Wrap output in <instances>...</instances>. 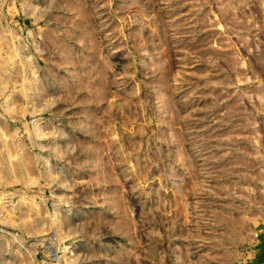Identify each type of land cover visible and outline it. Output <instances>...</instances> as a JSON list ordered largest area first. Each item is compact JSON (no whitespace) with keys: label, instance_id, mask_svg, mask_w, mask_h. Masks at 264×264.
Here are the masks:
<instances>
[{"label":"rangeland","instance_id":"obj_1","mask_svg":"<svg viewBox=\"0 0 264 264\" xmlns=\"http://www.w3.org/2000/svg\"><path fill=\"white\" fill-rule=\"evenodd\" d=\"M0 42V264H264V0H0Z\"/></svg>","mask_w":264,"mask_h":264},{"label":"bare ground","instance_id":"obj_2","mask_svg":"<svg viewBox=\"0 0 264 264\" xmlns=\"http://www.w3.org/2000/svg\"><path fill=\"white\" fill-rule=\"evenodd\" d=\"M1 43V42H0ZM12 44V43H11ZM6 46V45H5ZM12 48V47H11ZM18 50V49H17ZM5 52V51H4ZM19 52V51H18ZM17 52V53H18ZM8 54H11V53H8ZM7 54V55H8ZM16 55H19V54H16ZM10 58H11V56H9ZM17 57V56H16ZM21 59L19 58V61H20ZM13 65V62H11L10 60H9V58L7 57H0V81L1 82H3L4 84L6 83V81L8 80L7 79V74H9V72H10V68H11V66ZM3 84V85H4ZM7 84V83H6ZM5 86V85H4ZM7 87V86H6ZM3 89H4V87H3ZM7 89V88H6ZM22 147V146H21ZM20 149V148H19ZM23 150L21 151L22 152V157L24 158V159H26L27 161H30V156H29V154L27 153V152H25L24 151V147L22 148ZM21 155V154H20ZM22 159V158H21ZM26 164H28V163H26ZM25 166H27V165H25ZM30 168H32V166L30 165ZM26 169H27V167H26ZM28 169H29V167H28ZM33 170V169H32ZM28 172V171H27ZM26 172V174L25 175H27V174H30V173H27ZM32 176V175H31ZM28 177H30V175H28ZM3 179H4V177H3ZM31 179V178H30ZM5 181V180H4ZM2 197V196H1ZM9 215V214H8ZM11 215V214H10ZM33 219V218H32ZM31 221V220H30ZM37 222V221H36ZM37 223H39V222H37ZM31 225H35V223L32 221V224ZM37 225V224H36ZM38 227H39V225H37ZM8 255L10 256L9 258H12L11 257V255L8 253ZM57 258V257H56ZM6 264H15V263H11V262H13V260H8V259H6Z\"/></svg>","mask_w":264,"mask_h":264}]
</instances>
